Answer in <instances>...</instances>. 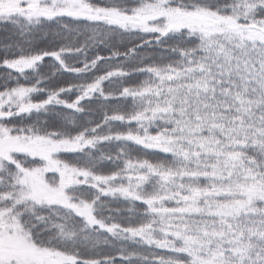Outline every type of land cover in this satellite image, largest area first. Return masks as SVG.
Listing matches in <instances>:
<instances>
[{"label": "snow or ice", "instance_id": "obj_1", "mask_svg": "<svg viewBox=\"0 0 264 264\" xmlns=\"http://www.w3.org/2000/svg\"><path fill=\"white\" fill-rule=\"evenodd\" d=\"M0 264H264V0H0Z\"/></svg>", "mask_w": 264, "mask_h": 264}]
</instances>
